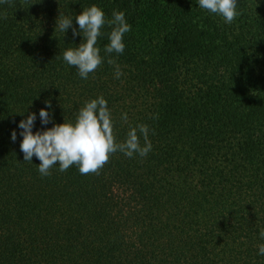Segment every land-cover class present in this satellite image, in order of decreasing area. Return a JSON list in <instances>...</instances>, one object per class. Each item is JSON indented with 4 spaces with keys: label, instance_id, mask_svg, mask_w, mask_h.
I'll return each mask as SVG.
<instances>
[{
    "label": "trees",
    "instance_id": "trees-1",
    "mask_svg": "<svg viewBox=\"0 0 264 264\" xmlns=\"http://www.w3.org/2000/svg\"><path fill=\"white\" fill-rule=\"evenodd\" d=\"M93 5L131 25L112 54L119 79L107 57L87 79L63 59L83 35L57 18L79 29ZM238 11L227 24L198 0L0 4V264H264V0ZM100 96L117 142L148 126L147 156L117 152L99 175L41 176L35 156L24 161L22 119L36 113L33 132L75 124ZM46 101L54 119L42 125Z\"/></svg>",
    "mask_w": 264,
    "mask_h": 264
},
{
    "label": "clouds",
    "instance_id": "clouds-1",
    "mask_svg": "<svg viewBox=\"0 0 264 264\" xmlns=\"http://www.w3.org/2000/svg\"><path fill=\"white\" fill-rule=\"evenodd\" d=\"M13 2L14 0H0V4L9 6ZM198 4L201 9L219 15L227 24H232L242 14L238 11V0H198ZM0 18L7 17L4 15ZM75 22L79 29L73 25L72 18L62 17L61 14L57 18L56 30L67 33L71 28L74 37L83 35V42L79 46L64 51V61L76 67L82 79H87L90 73L104 64L107 57V63L115 67V78L119 79L123 72L112 54L120 55L125 51L124 36L131 31L125 13L114 11L109 19L101 8L93 5L76 16ZM106 26L111 28L108 34L110 43L104 47V55H101V48L97 45L99 38L105 35L103 29ZM46 105L39 112L42 125H47L54 119L48 111L51 101H46ZM36 119V113L33 112L20 121L18 127L22 130L20 135L23 137L20 150L24 154V161L32 162L35 156L41 162L38 165L41 176L51 175V169L57 165L61 172L75 165L82 175H99L111 156L117 152L128 158L136 154L145 157L153 147L149 140V128L144 124L131 128L126 139L117 142L114 134L115 121L103 96L87 102L80 109L75 124L64 122L47 130L33 132ZM121 119L127 123V113L122 114ZM11 139L13 142L17 139L15 130ZM260 237L264 239V231L260 232ZM259 254L264 255V244L259 245Z\"/></svg>",
    "mask_w": 264,
    "mask_h": 264
}]
</instances>
